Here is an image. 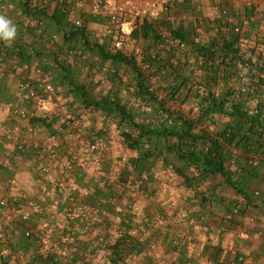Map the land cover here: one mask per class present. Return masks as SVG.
Returning a JSON list of instances; mask_svg holds the SVG:
<instances>
[{
	"label": "crops",
	"instance_id": "obj_1",
	"mask_svg": "<svg viewBox=\"0 0 264 264\" xmlns=\"http://www.w3.org/2000/svg\"><path fill=\"white\" fill-rule=\"evenodd\" d=\"M251 1L252 6L247 7L242 4V0H169L167 10L155 17H148L145 21L152 25L154 34L159 33L163 37L164 31H169L174 27L175 21H179L180 25L191 31L195 41L203 42V38L197 36L201 26L209 34V40L215 36L212 25L230 22L246 27L252 34L251 38L261 40L260 36L264 35V0ZM90 3V0H69V12L73 16H81L89 37H98L109 49L113 39L112 34L106 33L109 19L106 14L91 12ZM46 4L51 9L56 6L55 0H46ZM223 8L227 9V14L215 12V9ZM6 17L16 25L17 36L23 29L22 24L29 23L26 18L20 20L22 17L12 11ZM45 24L49 34L58 32L54 22L48 21ZM132 37L137 39L142 49L145 48L146 41L140 37L130 35L126 39ZM7 44L10 47L6 52L0 49V158L3 162L0 170V198L6 199L0 219L7 222L0 230V237L9 236L12 230L17 239L23 237V230L30 229L35 235H40L41 240L49 246L60 236L61 228L71 222L65 214L67 194L70 191L74 200L85 204L87 209L92 206L89 202L97 199L103 213V223L91 225L86 237L78 236L88 238L83 248L93 244L94 239L101 234L108 235L107 239L114 241L120 232L124 233L130 226L136 228L133 229L135 232L138 231L133 239L139 247L126 258L127 264H264V157L257 158L260 187H256V190L259 193L248 202L219 175L199 179L194 187L186 185L175 170L176 167L183 168L184 164L174 154L163 152L160 157L146 162L141 166L142 169L137 170V173L146 172L150 177L146 186L137 192L138 209H133L135 204L129 203L132 206L130 215L124 222L117 224V228L113 227L111 221L115 222L114 214L120 206H113L107 198L110 195L127 196L135 190L129 183H124L123 186L118 183L119 178L124 179V166L120 163L115 165L118 161L114 158L129 154V160L132 161L136 160L138 152L128 148L123 142L116 128L117 118L86 106L79 91H74L73 86H62L54 81L55 88L61 93L66 94L69 89L74 92L68 96L69 107L77 118L74 126L61 128L58 116L54 114L50 126L39 125L31 135L22 131L20 135L8 137L11 126L21 120L12 106L22 108L23 103L18 77L11 71L15 62L11 58L12 46ZM88 54L74 66L79 73L78 82L85 88L89 98L99 99L106 94H116L121 102L129 105L126 93L134 94V85L126 86V81L118 73H111V86L103 88L94 81L90 83L92 75L96 76L94 71L98 68V63L102 65L109 62L118 70L125 64L104 60L98 52ZM164 56L165 53H162L161 57ZM52 59L51 55H42L37 61L44 67H49ZM27 62L31 66L25 76L35 84L39 74L33 69V60ZM86 62L95 66L89 71L90 75L83 71L88 66ZM159 82L160 87L152 84L151 87L160 97H165L168 88L165 87L164 80L159 79ZM259 93H264V87ZM166 100L168 103L169 99ZM169 106L173 108L172 105ZM75 132L101 136L108 143L107 149L102 152H85L80 140L75 137ZM22 140H25L30 149L25 153L16 149V143ZM115 140L120 143L116 144ZM34 147L41 148L40 156L34 153ZM227 147L230 158L226 166L235 171L236 164H242L244 155L232 145ZM164 156L171 161L164 162ZM69 159L74 163L69 164ZM98 160L100 166L95 165ZM188 172L186 169V173ZM45 173L52 177L63 175L61 184L55 186V183L46 182L45 179L43 181L41 178H44ZM152 176H158V179H152ZM108 178H113L116 183ZM46 184L49 193L45 194ZM86 190L90 192L89 196L85 194ZM149 194L151 196L146 198ZM25 212L31 214L27 220L22 218ZM16 244L15 248L18 247ZM37 248H29L25 253L33 254Z\"/></svg>",
	"mask_w": 264,
	"mask_h": 264
},
{
	"label": "trees",
	"instance_id": "obj_2",
	"mask_svg": "<svg viewBox=\"0 0 264 264\" xmlns=\"http://www.w3.org/2000/svg\"><path fill=\"white\" fill-rule=\"evenodd\" d=\"M14 1L22 11L20 20L26 18L29 22L22 24L21 33L11 44V58L14 63L39 60L42 55L53 56L50 60L52 65L49 66L52 83L54 81L62 86H73L74 91H79L86 106L117 118L116 128L123 142L128 148L138 152L136 160H132L136 172L142 169L141 166L146 162L160 157L163 152H169L184 164L183 168L176 167L175 170L182 176L186 185L193 186L199 179L219 175L248 202L259 193L258 189L256 190V187H260L258 160L255 163L253 161L264 157V93H259L264 87V56L252 48L244 50L247 38L245 43L236 33H216L211 39L200 42L195 41L191 31L183 26L172 27L169 29V37L180 39L186 44V49L180 50L170 46L166 37L159 33L154 34L152 25L145 21L131 33L132 36L146 41L145 48L141 50L144 62V67H141L133 56L121 50L111 51L102 43L92 42L86 25L73 29L60 6L51 9L44 0ZM48 21L56 24L58 32L49 34L45 24ZM54 34H58L59 40L48 47V41ZM29 38L33 40H28ZM7 43L0 40V49L4 52L10 47ZM29 46L33 47V54L28 53ZM70 47H78L83 53L98 52L104 60L127 65L133 73V97L137 109L121 102L116 94L90 99L85 88L78 82L79 73L74 64L70 65L65 61L67 49ZM162 53L166 56L161 57ZM239 65L246 67L249 78L254 80L246 85L249 88L247 92L242 87L234 86L238 82L236 79L239 76ZM150 76L165 81V87L168 88L165 97H160L151 87ZM231 80H235L236 84H232L234 81L230 83ZM73 93V90L69 89L66 95ZM166 99L178 103L192 101L196 104V117H187L171 108ZM216 115L225 118L220 126L215 121ZM138 116L142 117L136 119ZM32 121L48 127L53 123V117L38 116ZM203 123L215 125L216 129L201 127ZM228 145L240 149L244 155L242 164H236L235 171L226 166L230 158ZM28 147L27 145L26 149L21 151L17 149L16 143V149L20 153L27 152ZM32 150L37 156L41 154L37 150L42 151L38 147ZM162 160L171 161L165 156ZM72 161L69 159V164L74 163ZM186 169L190 175L186 173ZM61 176H54L52 180H47L45 176L41 179L55 183L56 186L60 183ZM45 186L46 194L49 193L48 184ZM85 194L89 196L90 192L86 190ZM67 197L65 214L71 222L61 228L60 236L43 249L44 253L38 248L34 249L33 254L25 253L29 248L37 247L38 242H44L40 235H35L32 230L27 229L29 235L26 236V230H23V237L16 239L11 230L9 236L0 237V240L3 239L0 241V264H22L19 259L27 255L28 259L32 258L31 263L90 264L89 261L99 249L104 250L108 264H127L126 258L139 247L133 239L138 231L131 233V230L136 228L128 226L114 241L107 239L108 235L97 237L93 244L83 248L88 238L82 239L78 236L86 237L91 225H100L92 222L90 209L94 206L101 209V205L97 199V202L92 199L89 202L92 206L87 209L85 204L74 200L72 192L69 191ZM112 205L117 206L116 203ZM5 206L6 202L3 208ZM14 244L18 247L15 248Z\"/></svg>",
	"mask_w": 264,
	"mask_h": 264
},
{
	"label": "built area",
	"instance_id": "obj_3",
	"mask_svg": "<svg viewBox=\"0 0 264 264\" xmlns=\"http://www.w3.org/2000/svg\"><path fill=\"white\" fill-rule=\"evenodd\" d=\"M46 1V0H44ZM69 0H55L56 6H60L61 11L66 14L67 21L73 29L82 27L83 20L81 16H73L68 9ZM91 12L94 14H106L109 19V25L107 26L106 33L112 34L113 39L110 44V50L116 51L121 50L127 36H130L134 30H137L148 17H155L161 11L167 10L169 6V0H90ZM244 6H252L251 0H242ZM14 12L15 15H22V11L14 0L0 1V15L6 16L9 12ZM216 13L227 14V9H215ZM174 27L182 26L179 21H175ZM213 31L215 33L227 34L236 33L244 40L246 43L247 28L244 26L235 25L230 22H221L219 24L212 25ZM167 41L170 46L176 47L180 50L186 49V44L180 39H175L167 36ZM262 48L258 53L264 56V35L260 36ZM58 34H54L48 41V47L53 43L58 41ZM259 45V44H257ZM254 49V47L252 48ZM28 53L33 54V47L29 46L27 48ZM256 50V49H255ZM135 61L141 67H144V62L141 55V50L139 47H135ZM87 53L78 47H70L67 49L65 61L68 64H75L76 61L85 59ZM33 69L39 74V79L35 84L30 82L26 76V71L30 70V63H14L11 66V71L13 75L18 77V88L21 91V101L23 103L22 108H15V112L20 117V121L16 122L11 126V130L8 133V137H13L20 135L22 131L26 134L31 135L36 132L39 124L32 121L34 117H45L52 118L54 114H57L60 127L68 126V128L73 127L77 121L75 115H73L69 110V97L65 93L58 91L54 84L52 83V72L44 65H41L37 60H33ZM50 65V64H49ZM113 71V69H112ZM238 78H240L241 83H244L245 74L243 72L238 73ZM107 75L105 77H99L97 74L93 76V81L95 83L108 81ZM248 84V83H247ZM242 87L243 90L249 89ZM148 109V108H145ZM75 137H77L83 150L85 152H102L107 149L108 143L101 136L95 134H80L75 132ZM27 143L25 140L19 141L17 143V149L24 151L26 149ZM37 152H40L37 150ZM122 163L125 169L130 173H136V166L132 161L126 157H122ZM257 159L253 161L255 163ZM3 162L0 158V170ZM100 161H95L96 166H100ZM47 180H52V175L46 174ZM149 178L148 173L140 172L137 175L135 183L138 187L143 188ZM62 181L60 180V183ZM110 203H118L120 199L117 195H110L107 198ZM6 199L0 198V212L3 210ZM132 210V206L128 204L125 207H119L115 213V220L122 222L128 218ZM30 216V212H25L22 214L23 219H27ZM90 217L93 223L101 224L103 222V213L99 206H94L90 209ZM1 220V219H0ZM131 233L134 234L135 231L132 229ZM24 234L29 235V230H26Z\"/></svg>",
	"mask_w": 264,
	"mask_h": 264
},
{
	"label": "rangeland",
	"instance_id": "obj_4",
	"mask_svg": "<svg viewBox=\"0 0 264 264\" xmlns=\"http://www.w3.org/2000/svg\"><path fill=\"white\" fill-rule=\"evenodd\" d=\"M199 27V25L197 26V28ZM249 31L250 30H247V35H246V38H247V40H248V42H247V45L246 46H243V48H244V50H246L247 48H253L254 47V49H256V53H258L260 50H258V49H261L263 46H262V43H260V40L259 39H257V37L256 38H251V33H249ZM165 36H167L168 35V33H169V31L166 29L165 31ZM214 32V31H213ZM248 33H249V35H248ZM214 34L216 35V33L214 32ZM213 35V34H212ZM197 36H200V37H202L203 38V40L204 41H206L207 40V37L209 36V34L207 33V31L206 30H204V26H201L200 27V29H199V31L197 32ZM214 36V35H213ZM95 37V38H94ZM91 41L92 42H94V41H96L97 43H101V41H100V39H98V37H96V36H92L91 37ZM257 44H259V45H257ZM135 47H139V49L140 50H142V48H141V45H140V43L137 41V39H135V38H130V39H125V41H124V44H123V46H122V49H121V51H123L125 54H127V55H129V56H133L134 58H135V53H134V49H135ZM249 50V49H248ZM89 55H91V53H89L88 54V56ZM87 63V62H86ZM87 67H86V69L84 68V66H82L83 68H84V72L85 73H87L88 75H90L89 74V71H92V68L93 67H95V66H92V64L91 63H87ZM122 67H120V69L118 70V68L117 67H115V66H113L111 63H109V62H106L105 64H102L101 65V63H98V68H96L95 69V71H94V73L95 74H97L99 77H101V76H103V77H105V75H107V78L109 79L108 81H105V82H99V83H96L97 85H100V86H103V88H105V87H108V86H111L112 85V78H111V73H118L121 77H122V79H124L126 82H125V85L126 86H132L133 85V73H131V71H130V69L128 70V68L125 66V65H121ZM112 69L114 70V72L112 71ZM129 71V72H128ZM187 71H188V69H187ZM238 72H243L244 74H245V80H244V83L242 84L241 83V81H240V79L238 78L237 80H238V84L237 85H234V86H236V87H240V86H243L244 88H246V85H248L247 83L249 82H251V81H253L254 82V80H251L250 78H249V73H248V71H247V68L246 67H244L243 65H239V67H238ZM91 73V72H90ZM93 73V72H92ZM92 76H94V74L92 75ZM89 77V76H88ZM88 79V78H87ZM233 81H235V80H231V82L230 83H232ZM159 82V80L158 79H156L155 77H152V78H150V84H152L154 87H157V86H159L160 87V82ZM90 83H93V77L91 78V81H90ZM161 83H164V82H161ZM232 84H234V83H232ZM128 90H130V88L128 89ZM245 92H247V89H245ZM126 95H127V100L128 101H130V103H129V105L131 106V107H133V108H136L137 109V107H136V100H135V98L133 97L134 95L133 94H131L130 92L129 93H126ZM163 95V94H162ZM164 96V95H163ZM263 98V97H262ZM263 100H264V98H263ZM168 104L169 105H172V107L174 108V109H176V110H178V111H180V112H182V113H184L187 117H193V118H195L196 117V104L195 103H193L192 101H187V102H185V103H178V102H173L172 100H169V102H168ZM69 110H70V112L73 114V115H75L74 113H73V111L71 110V108L69 107ZM142 116H138V117H136V119H139V118H141ZM214 118H215V121H217L219 124H218V126H220V125H222L223 124V121L225 120V118L224 117H222V116H220V115H216V116H214ZM204 126H207V127H209V129H216L215 128V125H212V124H209V123H203V124H201V127H204ZM116 144H119L120 142H117L116 140L114 141ZM119 146V145H118ZM129 154H125V155H122V156H117V157H115L114 158V160H117L118 162H115L114 164L115 165H119V163L120 164H122L123 165V163H122V157H126L127 159H130L129 158ZM110 164V163H109ZM124 166V165H123ZM122 169V168H121ZM120 171V170H119ZM123 171H124V179L123 178H119V184H121L122 186L124 185V183H126V184H128L129 183V185L131 184V188L133 187L135 190L134 191H132L131 193H129V195H127V196H117L119 199H120V201L118 202V203H116L117 204V206H120V207H125V206H127L129 203L130 204H132V205H134L135 204V206H133V209H134V207L135 208H137L138 209V207H137V204H138V195H137V192L139 193V191H140V189L141 188H139V187H137L136 186V183H135V180H136V178H137V172L136 173H133V174H130L126 169H125V167L123 168ZM122 172V171H121ZM122 175H123V173H122ZM153 175H154V173H153ZM154 177L152 176V179H153ZM110 178H108V180H109ZM123 179V180H122ZM154 179H158V176L156 177V178H154ZM111 181H113V182H116L113 178L112 179H110ZM133 185V186H132ZM149 187H151V189H152V186L150 185ZM141 195V194H140ZM151 195L149 194V195H146V198H149ZM117 212V211H116ZM115 215L116 214H114V221L115 222H113V221H111V223L113 224V227H116L117 228V224H119L120 222H118V221H116L115 220ZM3 220H5V219H3ZM3 220H0V230L2 229V227H3V225L5 224V223H7L6 221H3ZM122 222H124V221H122ZM6 225V224H5ZM105 234H101L99 237L101 238V236L102 237H105L104 236ZM106 241V240H105ZM102 242V241H101ZM107 243H108V241H107ZM36 245H38L37 247H38V250L39 251H41V253H44V251H43V249L44 248H46L45 246H47L46 245V243H41V242H38ZM104 247V246H103ZM106 248V247H105ZM26 258V259H25ZM25 258H20L19 259V262L20 263H22V264H39V263H36V262H33V263H31V260H32V258L31 259H28L29 258V255H27V257H25ZM106 258V254H105V252L103 251L102 252V250L101 249H99V251H97V254L95 255V257H92L91 258V260L89 261V263L90 264H108V261L105 259ZM10 264H17V263H15V262H10Z\"/></svg>",
	"mask_w": 264,
	"mask_h": 264
},
{
	"label": "clouds",
	"instance_id": "obj_5",
	"mask_svg": "<svg viewBox=\"0 0 264 264\" xmlns=\"http://www.w3.org/2000/svg\"><path fill=\"white\" fill-rule=\"evenodd\" d=\"M17 36V27L10 18L0 15V40L6 41L9 44Z\"/></svg>",
	"mask_w": 264,
	"mask_h": 264
}]
</instances>
